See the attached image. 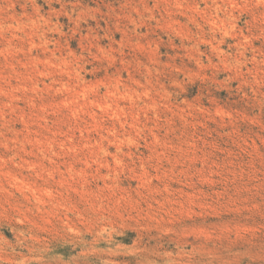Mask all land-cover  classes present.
I'll return each mask as SVG.
<instances>
[{"label": "rangeland", "instance_id": "1", "mask_svg": "<svg viewBox=\"0 0 264 264\" xmlns=\"http://www.w3.org/2000/svg\"><path fill=\"white\" fill-rule=\"evenodd\" d=\"M0 264H264V0H0Z\"/></svg>", "mask_w": 264, "mask_h": 264}]
</instances>
